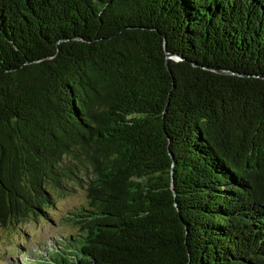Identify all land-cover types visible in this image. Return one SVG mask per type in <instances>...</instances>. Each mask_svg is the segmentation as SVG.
<instances>
[{
    "label": "trees",
    "instance_id": "obj_1",
    "mask_svg": "<svg viewBox=\"0 0 264 264\" xmlns=\"http://www.w3.org/2000/svg\"><path fill=\"white\" fill-rule=\"evenodd\" d=\"M72 182L47 264H264V0H0V226Z\"/></svg>",
    "mask_w": 264,
    "mask_h": 264
},
{
    "label": "rangeland",
    "instance_id": "obj_2",
    "mask_svg": "<svg viewBox=\"0 0 264 264\" xmlns=\"http://www.w3.org/2000/svg\"><path fill=\"white\" fill-rule=\"evenodd\" d=\"M74 186V187H73ZM68 194L56 193V204L47 217L15 227L0 226V264H47L53 253L67 256L78 228L65 217L88 202L85 186L71 183ZM52 248V249H51ZM61 258V257H60Z\"/></svg>",
    "mask_w": 264,
    "mask_h": 264
},
{
    "label": "water",
    "instance_id": "obj_3",
    "mask_svg": "<svg viewBox=\"0 0 264 264\" xmlns=\"http://www.w3.org/2000/svg\"><path fill=\"white\" fill-rule=\"evenodd\" d=\"M169 56H173L172 54H169ZM173 57H175L176 59H178L179 57L178 56H173Z\"/></svg>",
    "mask_w": 264,
    "mask_h": 264
}]
</instances>
